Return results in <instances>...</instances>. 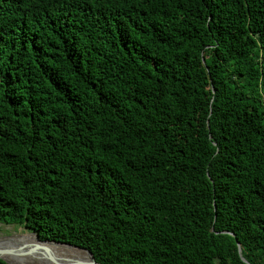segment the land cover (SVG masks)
Listing matches in <instances>:
<instances>
[{
	"label": "trees",
	"instance_id": "obj_1",
	"mask_svg": "<svg viewBox=\"0 0 264 264\" xmlns=\"http://www.w3.org/2000/svg\"><path fill=\"white\" fill-rule=\"evenodd\" d=\"M0 223L264 264V0H0Z\"/></svg>",
	"mask_w": 264,
	"mask_h": 264
},
{
	"label": "bare ground",
	"instance_id": "obj_2",
	"mask_svg": "<svg viewBox=\"0 0 264 264\" xmlns=\"http://www.w3.org/2000/svg\"><path fill=\"white\" fill-rule=\"evenodd\" d=\"M28 235V234H27ZM21 240H24L23 242L20 240H16L15 243L12 242L9 247H5V245H0V250L5 252H1L0 256L4 257L6 260L13 264H26L27 260L31 259V255H25L22 254L24 251L22 249H18L22 244H31L27 247L29 250H31L33 256L35 254L39 253L44 254L46 256L52 254V255H58L59 253L54 251V248L48 245H45L46 249L44 247H35L32 248L36 242L31 239V236H23ZM35 246H38L37 244ZM51 247V248H50ZM57 247V251L59 250L60 253H63L65 258L68 259L67 264H85L87 261V255L84 251L76 249V248H67V247H62V246H54ZM26 250V249H25ZM25 253H27L25 251ZM58 253V254H57ZM53 257V256H52ZM36 262V261H35Z\"/></svg>",
	"mask_w": 264,
	"mask_h": 264
},
{
	"label": "rangeland",
	"instance_id": "obj_3",
	"mask_svg": "<svg viewBox=\"0 0 264 264\" xmlns=\"http://www.w3.org/2000/svg\"><path fill=\"white\" fill-rule=\"evenodd\" d=\"M24 235L27 237L32 236L31 232L26 230L24 227L0 223V245H5V247H9V245L12 242L15 243L16 240H20L23 242L24 240H21V238ZM22 250L24 251L22 254L31 255V259L27 260L26 264H66L68 262V259L61 257L63 253H57L58 255L50 254L46 257V255L40 253L39 255L37 253L33 256L32 252H27L28 248H23ZM25 251L27 253H25ZM50 256H53L52 258L54 260H52ZM50 260L54 262H51Z\"/></svg>",
	"mask_w": 264,
	"mask_h": 264
},
{
	"label": "water",
	"instance_id": "obj_4",
	"mask_svg": "<svg viewBox=\"0 0 264 264\" xmlns=\"http://www.w3.org/2000/svg\"><path fill=\"white\" fill-rule=\"evenodd\" d=\"M31 234H32L31 239L34 240V241L36 242V244L38 245V246H35V245H36V244H35L32 248H35V247H44L45 245H48V246L53 247V248H54V251H56V252H58V253H60V251H59V250L57 251V249H56L57 247H54V246H62V247H67V248H76V249L82 250V251H84V252L86 253L87 258H88V259H87L88 262H85V264H100V263H98V262L95 261L93 254H92L88 249L80 248V247L73 246V245L66 244V243H60V242H55V241H50V240H40L37 234H34V233H31ZM28 245H31V244H22L18 249L27 248V247H25V246H28ZM51 247H50V248H51ZM44 249H46V247H44ZM6 250H7V249H6ZM6 250H4V251H1V250H0V254H1V252H5ZM27 252H31V250L28 249ZM239 252H240V249H239ZM46 257H47V256H46ZM61 257H62V258H65L64 254H62ZM50 258H51L52 260H54V259L52 258V256H50ZM241 258H242L243 261H246L243 257H241ZM0 259L3 260V261H5V262L8 263V264H13V263L9 262L8 260H6V259H5L4 257H2V256H0ZM65 259H66V258H65ZM50 261H51V260H50ZM51 262H54V261H51ZM66 264H67V263H66ZM83 264H84V263H83Z\"/></svg>",
	"mask_w": 264,
	"mask_h": 264
}]
</instances>
